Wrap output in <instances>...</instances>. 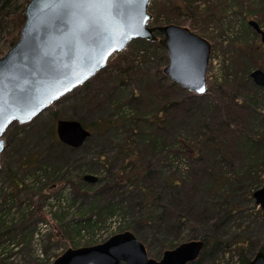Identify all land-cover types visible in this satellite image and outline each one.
I'll use <instances>...</instances> for the list:
<instances>
[{
  "label": "rangeland",
  "instance_id": "1",
  "mask_svg": "<svg viewBox=\"0 0 264 264\" xmlns=\"http://www.w3.org/2000/svg\"><path fill=\"white\" fill-rule=\"evenodd\" d=\"M169 1H156L154 12L158 20L152 25L167 24ZM214 3L204 0L200 4L205 12ZM186 13L179 18L185 21L182 26L212 43L209 89L221 83L222 71L230 73L237 68L240 58L237 46L262 44L261 37L246 31L244 26L249 20L257 21L254 17L233 16L229 11V19L228 15L220 16L228 20V27L221 28L218 17L207 24L208 12ZM261 27L264 29V25ZM145 42H132L125 51L116 53L107 68L87 85L67 94L30 123H13L5 132L6 148L1 155L0 170V246L7 252L1 255L0 264H51L69 248L96 245L126 231L140 215L143 194L129 181H115L114 176L122 171L133 152L143 160L137 163L147 162L154 171L153 187L164 197L161 204L166 214L156 223L143 222L138 235L151 258L162 257L164 244L174 242L173 246H177L207 236L228 246L216 249L212 255L204 252L190 264H243L241 255L252 260L264 246V210L254 198V193L264 187V171L256 188L253 185L246 188L238 183L245 178L236 174L244 166V159L233 161L228 156L231 163L220 162L214 142L209 140L194 156L183 152L177 140L186 137L191 142L201 132L212 131L215 139L224 144L219 132L226 126L214 121L215 111L203 112L200 105L204 107L205 101L185 96L181 90L174 93L167 90L170 82L164 73L169 62L167 51L161 45L158 48ZM252 57L258 63L256 68L264 70V54ZM156 82L163 86L162 91L167 90L168 113L162 110L166 98L158 96ZM171 96L178 100L176 105L170 102ZM206 98L212 99V94L207 93ZM259 103L256 124L264 118V99ZM239 117L245 119V113ZM60 119L81 120L92 136L77 149L56 142V124ZM102 119L116 124L106 131L100 130ZM153 119L155 124L147 123ZM140 121L143 128L137 126ZM228 136L234 137L231 133ZM148 138L164 145L156 150L145 149ZM214 161L218 171L212 169ZM207 168L217 178L226 172V177L232 180L214 197L198 196L190 217L181 225L175 224L177 212L187 204L189 184L208 178ZM89 174L97 176L98 181H85V175ZM126 175L133 176L132 169ZM163 178H173L181 185L173 191L164 186ZM107 203L116 208L110 212ZM211 203L216 204V209ZM201 213L206 215L201 217Z\"/></svg>",
  "mask_w": 264,
  "mask_h": 264
},
{
  "label": "water",
  "instance_id": "2",
  "mask_svg": "<svg viewBox=\"0 0 264 264\" xmlns=\"http://www.w3.org/2000/svg\"><path fill=\"white\" fill-rule=\"evenodd\" d=\"M150 3L121 0L118 17L105 18L97 28L82 35L81 28L88 25V18L82 16L74 22L65 14L60 0L28 2L19 40L0 57V170L6 148L3 136L12 123L33 121L104 70L111 57L133 40L157 41L166 49L169 62L164 73L173 84L198 96L208 92L212 44L186 26H150ZM93 13L99 18L102 10ZM250 25L264 43V30L255 21ZM251 78L264 88L263 70H254ZM56 132L61 143L74 149L92 136L83 123L71 119L59 120ZM84 180L95 183L98 177L89 174ZM254 198L264 210V187L254 193ZM204 248L203 240L186 241L154 259L133 232L124 231L100 244L69 248L51 264H189L200 257ZM248 264H264V251L260 250Z\"/></svg>",
  "mask_w": 264,
  "mask_h": 264
},
{
  "label": "trees",
  "instance_id": "3",
  "mask_svg": "<svg viewBox=\"0 0 264 264\" xmlns=\"http://www.w3.org/2000/svg\"><path fill=\"white\" fill-rule=\"evenodd\" d=\"M156 1L159 2V0H152L150 4V12H153L155 15H153L152 22H156L158 20V17L154 12ZM214 1L216 3L210 5L207 9H204L205 12H208L207 24L212 22L213 19L216 20L218 17L219 19L217 22H219V27L227 28L228 20L226 19L224 21L220 16H227L229 11H231L233 16H238L240 14H245L247 16L249 15L257 19L260 25H264V0H229L231 2L230 5H228L227 0ZM28 2L29 0H0V57L3 56L19 39L22 27L26 20L25 10ZM202 2H204V0H170L168 2V6L166 7L168 17L165 19V23L183 25L182 22L185 21L180 20L179 18L186 15V12H191L194 10V12L199 15L200 11L202 10V13H205L203 11L202 5L200 4ZM230 17L231 15L229 14L227 18L229 19ZM244 26L246 31H250L257 36L256 32L247 23L244 24ZM136 42L141 43L145 41H133L134 44H136ZM148 44L162 48L157 42H148ZM257 46H261V49L257 50ZM237 47L238 53L240 54L239 62L236 64L237 68L230 73H223L222 71V78L220 79L221 83L211 85V88L209 89L208 94H212V99L207 100L209 96L206 98V95H192L188 91H185L182 87L170 82L167 86V90L171 93L181 90L185 96L189 95L192 99H200L205 101L204 107L200 105V108H202L203 112L208 113L215 111L214 121L216 123L222 122L226 126L224 131L221 128L219 132L220 138H222L224 144L222 142H218L215 139V137L212 135V131L209 133H199L200 137L196 136L195 138H192L191 142H188L189 140L186 137L184 139L178 140L176 138V140L180 143L179 145L183 149V152H185L187 156H194L197 153V150L205 148H201V145L205 143L206 140L212 141V143L214 142L213 147L218 153V159L220 162H228V164L231 163V161L228 160V156H230L233 161H235L236 158L239 161L244 159V166L239 171L237 170L236 174L242 178H245V181H239L238 183L242 184L246 188H251L252 185L253 188H256L257 185L262 182L258 180V177L261 175V172L264 171V118L262 123H255L256 116L259 115L258 109H260L259 104H261L259 102L264 99V88L255 85L250 77V74L254 69H256V65L258 64L255 62L252 56L258 54L263 55L264 45L254 44L251 46L248 44H240ZM112 64L113 63H111V65ZM101 72H99L91 80L98 77ZM88 82L83 86L87 85ZM154 85L157 89L156 92L158 96H164L166 98V102H164L165 105L163 106L162 110L168 113V98L165 95L167 90L166 92L162 91L163 86H160L159 82H156ZM229 88H231L233 91L231 92ZM169 99L170 102L176 105L175 102L178 100L172 96ZM210 105L212 108L208 110L207 106ZM244 113L246 118H240L239 116L244 115ZM124 117L126 118L125 115ZM119 120L122 121L123 119L120 118ZM100 122L101 128L99 127V129L104 131L116 124V121H109L105 119H102ZM147 123L155 124V119L147 121ZM159 125L160 124L158 123V126ZM137 126L143 128L144 124H142V121H140V123H137ZM230 133L234 135V137L232 136L233 139L228 136ZM227 138L229 140H227ZM55 141L57 142L58 138L55 137ZM147 144L148 145L145 147V149L152 150H156L159 146L161 147L164 145L152 138H148ZM134 154L136 156L132 157L131 155ZM241 155H244V158H241ZM128 157L129 159H127L125 164L122 166V171H119L118 175H116V177L114 176V178H116L115 181L118 180L119 183L129 181L131 186L138 188L143 194L141 198L142 206L140 209L141 212L139 213L140 215L135 218L134 222L130 223L126 229V231H132L139 239L138 235L143 228V222L149 221L156 223L166 214L161 204L163 203L164 197L162 196V193H157L155 190L156 188L153 187L155 185L152 183L155 182V178L153 177L154 171L149 167V164L147 162L137 163V161H143L141 156H138V153L133 152ZM212 165L214 166L212 169L215 168L217 171L219 170V167L215 161ZM131 169L133 176L128 178L126 174ZM206 172H208V178L202 181H192V183L189 184L187 188V204L185 203L186 205H184L182 211L179 210L177 212L174 218L175 224L181 225L183 221L190 217L192 205L198 196L205 194L209 197H214L215 194L220 192V188L224 187L229 181L232 180L231 178L226 177V172L222 175L223 177L220 178L215 177L214 173L209 168L206 169ZM163 184L166 188H170L174 191L180 187L181 182L176 181L173 178H163ZM109 204L110 203H107V209H110V212H112V209L114 210L116 207ZM164 204L168 205V202L165 200ZM215 205L211 203L212 207H215ZM205 215L206 213L200 214L201 217H204ZM201 239L206 243L202 254L207 252L212 255L216 249L220 247L225 249V247L228 246L226 242L221 240H209L210 237L208 236L202 237ZM173 245L174 242H172L170 245L164 244L161 252L165 251L167 248H170V246L175 247ZM3 248L4 246H0V257L3 253L7 252V250ZM261 250L264 251V246L261 247ZM241 256L243 264H248L250 262L248 258L243 255Z\"/></svg>",
  "mask_w": 264,
  "mask_h": 264
},
{
  "label": "snow or ice",
  "instance_id": "4",
  "mask_svg": "<svg viewBox=\"0 0 264 264\" xmlns=\"http://www.w3.org/2000/svg\"><path fill=\"white\" fill-rule=\"evenodd\" d=\"M121 0H60L61 7L65 10L74 22L79 18L86 16L89 23L86 27L81 28V34H86L89 30H94L100 25V21L107 18L111 19L120 15L119 6ZM102 10L99 18L93 13V10ZM204 89H200L203 91ZM3 142L0 141V146Z\"/></svg>",
  "mask_w": 264,
  "mask_h": 264
}]
</instances>
